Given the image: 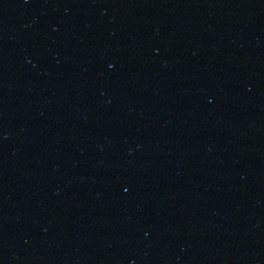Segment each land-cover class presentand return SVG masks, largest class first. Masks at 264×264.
<instances>
[{"label":"water","instance_id":"water-1","mask_svg":"<svg viewBox=\"0 0 264 264\" xmlns=\"http://www.w3.org/2000/svg\"><path fill=\"white\" fill-rule=\"evenodd\" d=\"M0 264H264V0H0Z\"/></svg>","mask_w":264,"mask_h":264}]
</instances>
